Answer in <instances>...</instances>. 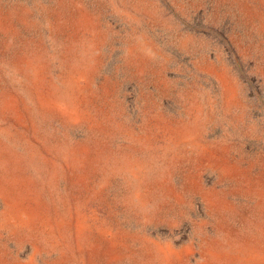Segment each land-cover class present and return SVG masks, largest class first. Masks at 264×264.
Returning <instances> with one entry per match:
<instances>
[{
  "label": "rangeland",
  "instance_id": "374dc122",
  "mask_svg": "<svg viewBox=\"0 0 264 264\" xmlns=\"http://www.w3.org/2000/svg\"><path fill=\"white\" fill-rule=\"evenodd\" d=\"M0 264H264V0H0Z\"/></svg>",
  "mask_w": 264,
  "mask_h": 264
}]
</instances>
